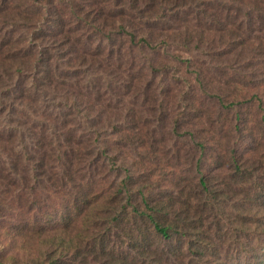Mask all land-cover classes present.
Returning a JSON list of instances; mask_svg holds the SVG:
<instances>
[{
	"label": "trees",
	"instance_id": "1",
	"mask_svg": "<svg viewBox=\"0 0 264 264\" xmlns=\"http://www.w3.org/2000/svg\"><path fill=\"white\" fill-rule=\"evenodd\" d=\"M59 2L55 6L58 18L48 21L43 30L38 25L40 12L24 14L21 8L9 15L15 20L12 27H16L21 16H27V31L19 40H15V30L0 35V98L16 101V97L11 98V87L16 84V73L24 71L33 75L31 91L56 92L54 85L58 82L52 75L65 64L72 62L71 67L75 60L84 58L74 48L81 39L86 49L98 52L86 51L93 62H101L100 57H95L100 55L121 64L126 52L133 55L150 47L159 50L164 45H176L189 52L208 51L211 55L214 24L221 22V17L232 19L245 10L251 17L264 19V0H90L85 14L79 10L77 0ZM54 5L55 2L47 4L49 17ZM95 6L100 12L94 13ZM4 12L0 9V18ZM203 18L208 25L200 34ZM226 28L225 24L218 28L224 44L228 34L222 32ZM76 29L83 38L76 35ZM66 51L69 59L63 63L66 57L59 58ZM189 61L202 68L192 58ZM197 73L188 79L192 90L199 92L200 85L210 89L209 73L204 69ZM23 95L21 91L20 97ZM217 95L227 107L239 101ZM66 99L69 101V96ZM245 101L255 102L260 110L258 133L251 129L244 136L245 130L239 131L235 125V135L241 132L247 145L244 147L237 143L238 138H233L236 146L213 154L216 160L227 158V171L220 183L205 171L203 160L210 149L207 139L218 147L222 144L221 137L227 133L221 129L214 130L208 138H197L194 132L186 137L188 142L194 141L195 150L187 182L178 177L177 182L162 177L158 180L165 187L162 194L156 192L157 183L151 178L135 184L129 176L109 188L75 182L76 191L56 192L59 201L41 218L37 207L28 210V201L17 195L8 202L1 201L0 264H171V254L177 255L180 264H187V259L190 264H264V97L256 90ZM4 103L7 102L0 99V109L6 108ZM3 137L0 134V146L6 143ZM57 149L61 168L55 174L60 172L62 177L48 176L46 165L50 157L42 151V164L36 175L39 179L45 175L51 181L55 178L57 183L71 184L73 171L68 172L65 166L74 157L82 160L81 150L67 143L50 145V152L56 154ZM5 150L4 147L0 154ZM223 164L220 161L216 169L223 172ZM174 244H179L176 251ZM25 246L30 249L27 254H23Z\"/></svg>",
	"mask_w": 264,
	"mask_h": 264
},
{
	"label": "rangeland",
	"instance_id": "2",
	"mask_svg": "<svg viewBox=\"0 0 264 264\" xmlns=\"http://www.w3.org/2000/svg\"><path fill=\"white\" fill-rule=\"evenodd\" d=\"M89 1L77 0L83 14L89 11L86 6ZM49 2H55L52 17L47 14ZM0 3V9H5L8 16L0 18V35L15 30V40L25 35L28 17L21 16L16 27H12L15 20L10 14L14 15L21 8L24 14L40 12L38 25L42 30L48 21L59 15L55 11L59 0H6L5 3L0 0ZM93 11L98 13L100 9L95 6ZM238 15L232 19L221 17V22H215L211 55L208 51L207 54L198 50L189 52L176 45H164L159 50L150 47L133 55L126 52L121 64L104 60L100 55L95 57H100L101 62H93L86 51L98 52L84 47L80 38H83L82 32L76 29L82 42L75 43L74 48L84 58L75 60L71 67L72 62L54 71L52 77L58 82L54 85L56 92L52 89L31 91L33 75L25 71L16 73V84L11 87V98L16 97V101L0 98L7 102L4 103L6 108L0 109V134L4 136L2 140H6L0 146V153L6 148L5 153L0 154V221L1 201L8 202L18 195L28 201L27 209L37 207L41 218L44 211H49L59 201L56 192L76 191L75 182L109 188L129 176L135 184L151 178L157 183L156 192L162 194L165 187L158 183L162 177L173 182H177L178 177L187 182L195 152L194 141L186 139L191 132L197 138H208L214 130L227 133L221 137L219 147L212 139H207L210 149L203 160L205 171L211 172L212 180L220 183L227 171V158L216 160L213 154L216 150L236 146L233 138H238L237 143L246 147L239 131L245 130L244 136L251 129L257 134L260 110L255 102H246L245 98L252 97L256 90L264 97V19L251 17L245 10ZM222 24L227 26L222 32L228 34L226 44L220 42L218 34ZM207 25V19L203 18L200 34ZM40 41H44L43 38ZM66 55L68 51L59 58L66 57L63 63L69 59ZM191 58L202 68L192 65ZM199 69L206 70L212 82L210 89L205 90L200 85L199 92H195L188 79L196 77ZM21 91L24 95L20 97ZM217 94L236 97L239 101L227 107ZM236 124L238 135H235ZM59 142L81 150L82 160L74 157L66 166L64 164L68 172L73 171L71 184L56 181L62 177L60 172L55 174L61 168L57 159L59 149L54 154L50 152V145L56 146ZM41 151L50 157L46 173L54 175L53 181L44 174L42 179L36 175V169L42 164ZM220 161L224 162L223 172L216 169ZM118 244L122 246L121 241ZM178 248L179 244L173 245L175 251ZM28 252L30 249L25 246L23 254ZM171 256V264H180L177 255Z\"/></svg>",
	"mask_w": 264,
	"mask_h": 264
}]
</instances>
